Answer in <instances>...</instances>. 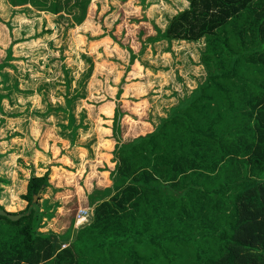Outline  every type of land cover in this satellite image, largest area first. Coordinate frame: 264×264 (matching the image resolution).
Instances as JSON below:
<instances>
[{"label": "trees", "instance_id": "16d2710c", "mask_svg": "<svg viewBox=\"0 0 264 264\" xmlns=\"http://www.w3.org/2000/svg\"><path fill=\"white\" fill-rule=\"evenodd\" d=\"M91 1L7 0L73 24ZM186 2L157 39L204 38L205 81L133 141L121 138L117 104L112 185L71 240L38 231L33 198L49 173L32 176L20 196L26 209L12 213L28 215L0 216V264H264V0ZM126 50L130 66L135 56ZM10 94H0L1 112Z\"/></svg>", "mask_w": 264, "mask_h": 264}, {"label": "crops", "instance_id": "0c3cea01", "mask_svg": "<svg viewBox=\"0 0 264 264\" xmlns=\"http://www.w3.org/2000/svg\"><path fill=\"white\" fill-rule=\"evenodd\" d=\"M105 1L113 6L116 2L125 3L126 1L134 5L133 11L125 14L123 20L119 11L116 14L109 12L110 16L115 14L113 21L109 19L106 11L97 12L99 22L105 20L103 21L105 25L110 23L111 28H107V31L114 35V25L119 22L122 26L123 22H131L135 25L139 23L137 34H140L141 38L137 39L133 46L127 41V46L132 49L135 56L130 65H134L132 72H129L131 67L124 71L130 59L127 51L128 60L117 67L114 66L115 70L123 69L122 74H119L117 80H114L112 76L108 78L107 89L110 88L108 92L110 94L102 93L100 90L97 95H93V98L106 108L105 112L100 111L99 115L90 121L89 127L86 126L94 133L93 148L84 147L85 145L83 146L81 142L73 144V139L70 142L58 139L57 143L53 144L54 140L51 138L53 142L46 143L41 137L40 129L35 133L34 128L28 127L26 109L7 112L1 102L3 111H0V178L4 183H0V186L5 190V194L2 193L0 204H3L8 212L26 209L28 203L20 196L26 193L28 181L32 176L41 177L47 171L50 172L52 166L62 171L66 169L71 172L77 171L78 179L73 185L61 187L60 184L49 180V185L39 194L41 198L38 210L42 213V218L38 231L53 233L60 238L69 235V240L80 222L74 218L76 210H93V203L97 202L103 191L112 185L110 175L115 168L113 151L117 140L114 138L113 128L117 104L122 103L120 107L124 112L120 122L121 138L124 142L133 141L152 132L180 100L189 96L206 79L205 69L200 63V55L205 45L204 38L197 41L157 39L158 33L166 29L169 19L186 8V0ZM2 2L10 11L9 17L21 14L19 7L10 6L6 0ZM99 2L94 0L92 3L93 17H97L95 8L97 6L100 8L103 0ZM23 15L32 14L28 12ZM34 15L39 14L35 12ZM89 18L87 17L88 20ZM58 19H63V16H58ZM33 25L36 28V21ZM122 26L119 31V40L120 36L126 35ZM75 28L78 26L75 25ZM47 30L51 31L49 28ZM28 31V28H23L19 31L20 33L18 32L19 37L14 38L13 41L24 40ZM85 33L87 32L83 34L80 32V35L85 36ZM111 41L116 44L113 40ZM120 43L123 42L120 40ZM116 45L118 48L119 45ZM144 57L147 59L144 60ZM133 71L143 73L142 80H137L138 76L134 75ZM6 101L11 105L10 97ZM11 115L25 116V121L19 125L18 131H13L14 129L11 131L6 127V120ZM70 119L72 124L70 126L68 122V125L71 129L76 130L83 126L81 121L75 124L73 117H69ZM34 133L36 135H33ZM9 144H11L10 148L5 149ZM13 167L14 170H12ZM63 245L67 246V243L64 242Z\"/></svg>", "mask_w": 264, "mask_h": 264}, {"label": "rangeland", "instance_id": "374dc122", "mask_svg": "<svg viewBox=\"0 0 264 264\" xmlns=\"http://www.w3.org/2000/svg\"><path fill=\"white\" fill-rule=\"evenodd\" d=\"M93 1L90 2L86 17L80 24H73L71 18L62 13L52 15L37 11L29 5L19 6V10H30L29 13L32 15L24 16L23 13L27 14L28 12L22 10L20 15L11 18L8 7L2 0L0 1V18L11 26L9 33L7 25L0 21V62L4 60L5 50L13 42V39L19 37V31L23 28L29 30L24 40L15 41L17 43L12 47V60L9 62V68L0 72V94L11 92V105L7 103L6 99H2L1 102L7 112L26 109L28 111L26 116L28 127L34 128L35 133L40 129L41 137L46 143L48 141L52 143L54 140L53 144H56L58 139L70 142L73 139V144L81 142L83 146L85 145L84 147L93 148L94 133L87 129L88 125L95 119L94 117L99 115L100 111L105 112L106 110L97 99L93 98V95H97L100 90L105 94L110 91V88L107 89L108 78L112 76L114 80H117L123 70H115L114 66L117 67L128 60L126 48L132 51L127 46V41L133 46L134 42L141 38V35L137 34L139 23L135 25V23L122 21V26L119 22L114 25L113 35L112 32L107 31L111 28L110 23L105 25L103 22L105 20L102 19L101 23L98 21V13L102 11L108 13L111 21L119 11L123 20L125 14L133 11L134 5H130L126 1L125 3L116 2L113 6L103 0L102 6L95 8L97 17H93ZM99 1L101 0H98V3H100ZM35 12L39 15H34ZM109 12L115 14L110 16ZM60 15L63 16V19H58ZM87 17H90L89 20ZM35 21L36 28L33 25ZM43 24L46 25V29ZM75 25L78 28H75ZM121 26L126 33L123 37L120 36L123 43H120L118 39ZM48 28L51 31L47 30ZM80 32L87 33L82 36ZM111 40L116 42L120 48H116L117 45ZM146 59L144 57V60ZM128 64L129 62L127 66ZM127 66L124 71L131 67L129 72H132L134 65ZM133 72L138 76L137 80H142L143 73ZM134 75L132 74L133 77ZM120 104L122 105V103ZM23 116H9L6 120V127L11 131L20 129L19 125L25 121V116ZM69 117H73L75 124L81 121L83 126L76 130L71 129L68 125ZM35 133L33 135H36ZM45 133L46 135H44ZM26 134L29 133L26 132ZM10 146L11 144L5 149ZM14 169L13 167L12 170ZM48 173V181L53 180L61 187H69L78 179V172L75 170L74 172L68 169L62 171L60 168L55 169L52 166ZM0 190V197H2L5 190L1 186ZM40 198L38 197V204ZM0 206L5 208L3 204ZM23 210L25 208L17 209L15 212L10 211V213H19ZM78 210L74 215L75 220H77Z\"/></svg>", "mask_w": 264, "mask_h": 264}, {"label": "water", "instance_id": "95a60500", "mask_svg": "<svg viewBox=\"0 0 264 264\" xmlns=\"http://www.w3.org/2000/svg\"><path fill=\"white\" fill-rule=\"evenodd\" d=\"M38 197H39V194L34 196L33 203L37 202ZM24 215H28V213L27 214H12V213L6 211L5 209L0 208V216L6 217V218L10 219L11 221H18Z\"/></svg>", "mask_w": 264, "mask_h": 264}, {"label": "built area", "instance_id": "2783aa9c", "mask_svg": "<svg viewBox=\"0 0 264 264\" xmlns=\"http://www.w3.org/2000/svg\"><path fill=\"white\" fill-rule=\"evenodd\" d=\"M92 210H89V209H81V210H78L77 212V216H76V221H82L84 219H87L90 214L92 213L91 212ZM66 246L62 245L61 248L64 249Z\"/></svg>", "mask_w": 264, "mask_h": 264}, {"label": "flooded vegetation", "instance_id": "af4514ba", "mask_svg": "<svg viewBox=\"0 0 264 264\" xmlns=\"http://www.w3.org/2000/svg\"><path fill=\"white\" fill-rule=\"evenodd\" d=\"M1 208V207H0Z\"/></svg>", "mask_w": 264, "mask_h": 264}]
</instances>
